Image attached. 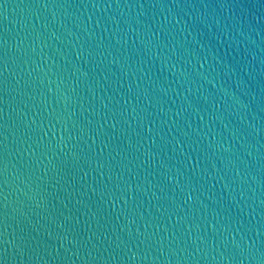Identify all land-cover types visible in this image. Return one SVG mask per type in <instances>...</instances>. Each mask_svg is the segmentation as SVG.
<instances>
[{
    "label": "water",
    "instance_id": "water-1",
    "mask_svg": "<svg viewBox=\"0 0 264 264\" xmlns=\"http://www.w3.org/2000/svg\"><path fill=\"white\" fill-rule=\"evenodd\" d=\"M0 264H264V0H0Z\"/></svg>",
    "mask_w": 264,
    "mask_h": 264
}]
</instances>
